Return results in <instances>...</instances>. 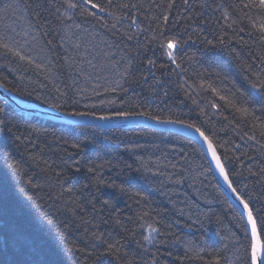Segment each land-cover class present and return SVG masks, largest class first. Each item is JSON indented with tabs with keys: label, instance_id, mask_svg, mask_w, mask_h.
Instances as JSON below:
<instances>
[{
	"label": "snow or ice",
	"instance_id": "snow-or-ice-1",
	"mask_svg": "<svg viewBox=\"0 0 264 264\" xmlns=\"http://www.w3.org/2000/svg\"><path fill=\"white\" fill-rule=\"evenodd\" d=\"M183 2L184 10L188 11L190 0ZM174 5L175 0H168L166 5L156 4L155 0L152 4L142 0H62L59 4L53 0H27L24 7L31 15L26 19L28 27L21 37L15 27L16 19L11 18L14 6L0 3V57L7 61L5 67L14 72L12 65L31 66L52 83L54 94L35 97L47 105L46 118L58 120L69 134L79 130L83 136V139L80 136L65 139L46 129L35 128L21 132L19 122L9 118L8 101H0V264H73L74 261L76 264H169V261L172 264H222L220 252L229 246L242 252L243 255L237 257L242 264H264V196L253 195L246 191L247 184L239 182L244 164L240 156L234 155V149H239L240 145L226 147L215 139L214 133L181 118L171 108L153 111L145 102L132 99L130 88L126 86L139 83L135 75L140 68L148 72L147 76L141 74V80L146 82L148 76L157 80L155 60L145 56L136 67L132 59L121 54L124 41L137 39L134 33L123 29V22L129 21V29L135 26L137 31L143 32L138 23L140 9L153 6L163 8L159 17H152L158 22L148 37L149 50L151 45H156L169 62L160 68L170 67L172 71L186 74L185 64L190 65L194 60L187 54V46L198 42L197 54L210 66L215 64V70L208 75L221 81L229 80L226 74L229 66L215 62L219 53L232 44V39L224 32L214 39L196 33L193 40L187 32L196 25V19L191 16L182 31H169L168 13ZM201 7L209 5L205 3ZM231 7L243 14L251 26L249 35L255 34L262 50L250 56L252 63L236 64L243 79L240 85L233 81L227 95L207 79H201L195 87L210 91L225 107L232 109L234 118L238 117L247 126L240 139L253 142L257 153L264 155V0H239ZM217 10L222 12L226 22L231 21L227 27L233 28L237 21L231 19L228 9L221 4ZM46 12L55 16L56 26L49 27L51 21L44 15ZM77 16L93 21V30L78 23ZM97 24L107 29L112 39L99 40L100 34L94 31ZM244 31L243 27L239 28V33ZM233 32L238 35L235 29ZM61 69L71 81L63 88L55 87ZM16 79L21 87L0 77V88L20 94L26 77L20 75ZM157 83L161 82L157 80ZM82 84L89 85L90 89ZM184 85L187 86L183 88L185 94L190 96L188 89L193 85L187 79ZM44 87L46 85H41ZM35 92L36 89H32L26 94L32 96ZM164 95L167 96V92ZM211 106L217 110L221 107L215 102ZM201 112L203 114V110ZM129 123L152 129L162 137L165 134L183 136L193 145V152L197 151L194 146L199 143V154L205 163L197 164L193 170L189 154L183 148L179 150L180 159L173 163L166 152L155 159L141 154L139 145L125 149L131 163L120 158L116 163L111 159L89 163L84 158L82 154L88 145H95L97 150L104 148L106 137L98 138V132ZM49 135L66 146L58 161L45 158V149L34 142ZM26 143L37 151L30 152ZM22 146L23 154L20 153ZM68 147L72 151H68ZM243 156L254 159L247 153ZM234 161H240L241 170L232 166ZM121 162L123 166L119 167ZM106 168L110 172L115 169L121 182L116 183L111 176L106 178ZM247 171L249 176H264V167L259 172L251 167ZM81 174L87 183L82 181ZM209 175L214 179L219 177L217 187L223 182L226 198L230 194L233 213L230 219L236 229L233 231L230 227L219 233L224 241L219 251L211 250L214 243L209 242L211 237L192 240L180 236L173 231L179 221L165 224L159 213L153 214L144 207L149 203L148 189H153L167 197L181 217L187 218L190 222L184 225L187 234H191L192 226L207 233L206 225L222 223L211 207L216 201L204 197L208 207L202 209L186 193L183 194L185 199L178 201V198L186 184L199 193L197 184L203 185ZM133 188L140 190L130 192ZM124 196L134 200L142 210L133 216H122L118 202ZM178 202L184 207L177 208ZM65 213L67 216L61 219ZM73 233L83 235V247L70 239ZM129 245H135V250ZM175 252L182 255H174Z\"/></svg>",
	"mask_w": 264,
	"mask_h": 264
},
{
	"label": "trees",
	"instance_id": "trees-1",
	"mask_svg": "<svg viewBox=\"0 0 264 264\" xmlns=\"http://www.w3.org/2000/svg\"><path fill=\"white\" fill-rule=\"evenodd\" d=\"M26 2L27 0H0V3H10L14 6L13 10H11V18L16 19L15 27L16 30L20 32L21 37L24 36V30L28 27L26 19L31 15L24 7ZM53 2L59 4L62 0H53ZM124 2H127V0H124ZM132 2H137V0H132ZM142 2L145 4H152L153 0H142ZM155 3L166 5L168 0H155ZM205 3H207L209 7H201V5ZM236 3H239V0H190L191 7L188 11H185L184 9L186 6L183 0H175V5L170 13H168V30L171 32L182 31L185 26L190 23L188 17L191 16L196 19V25L187 29L188 35H191L193 40L196 39V33H199L201 36H208L209 39H214L216 35L224 32L227 33V38L232 39V44L229 45L228 49L219 53V59L215 63L227 64L229 66L230 70L226 73L229 76V80L221 81L217 80L214 76L208 75V73L215 70V64L210 66L204 57L197 54V50L200 48L198 42L187 46V54L192 55L194 60L190 65L187 63L185 64L186 74H179L178 70L172 71L170 67L160 68V65L169 64L167 57L163 55L162 51L157 48L156 45H151L150 50L148 47V37L151 34V28H154L155 24L158 22L153 21L152 17H159L163 12V8L157 9L155 6L151 9H140L138 23L141 28L144 29L143 32L137 31L135 26L129 29V21L123 22V29L134 33L137 39L124 41L121 45V54L125 55L128 59H132L136 67H139L138 61L143 60L145 56L155 60L157 64V68L154 69V71L157 80L161 83H157V80H154L151 76H148L146 82L141 80V74L147 76L148 72L145 68H140V71L135 75V79L138 80L139 83L126 85L130 88L132 99L145 102L153 108V111L157 108H171L174 112L180 114L181 118L195 122L205 130L214 133L215 139L220 143H224L226 147L233 148V145L239 144L240 148L234 149V155L240 156L244 164L243 177H241L239 182L241 184H247L248 187L246 191H250L253 195L264 196V176H249L247 171V169L251 167L254 172H259V169L264 167V155L257 153V146L251 141L246 143L244 140L240 139L243 133L247 131V126L240 122L238 117L234 118L232 109L225 107L218 97H215L210 91H202L195 87L201 79H207L208 82L212 83L213 87L221 90L222 94L227 95L228 89L232 88V82L234 81L237 85H240L243 79L242 74L239 73L236 68V64L238 62L252 63L250 56H255L258 51L262 50V46L256 40L255 34L249 35L251 26L243 17V14L239 10L231 7V5ZM17 4L19 7H15ZM221 4L228 9L231 19L237 21L231 29L227 27V23H231V21L226 22L222 16V12L217 10V6ZM44 15L51 21L49 27L57 25L58 22L51 12H46ZM106 19L109 18L106 17ZM76 20L78 23L84 24L86 27H89L90 30H93L91 28V24L94 23L93 21H85L84 18L79 16L76 17ZM161 27H163V24H161ZM240 27L245 29L243 33H239ZM233 29L236 30L238 35H234ZM94 31L100 34L99 40L112 39L107 29L100 27L99 24L96 25ZM100 47H104V45L100 44ZM125 48L127 49L126 52L123 51ZM230 50H234L232 55L229 54ZM237 56L239 58L238 60L235 58ZM117 58H119V56ZM6 64L7 61L0 57V77H6L8 81L15 82L17 87H21V82L18 81L16 77L20 75L26 77L22 82V92L20 94H16L15 92L12 93L26 102L47 108V105L44 104L42 100H37L35 97L36 95L43 96L49 93L54 94L51 92L54 85L48 80H45L44 77L31 66L12 65L10 67L15 68V71L10 72L9 69L5 67ZM196 73H200L201 75L198 76ZM59 75L60 78L55 84V87L63 88L65 85L71 83L65 74V70L61 69ZM185 79L193 85V88L188 89L191 93L190 96L186 95L183 90V88L187 87L184 85ZM41 85H46V87L41 88ZM177 85H181L182 87H177ZM81 86L89 87L90 89L89 85L82 84ZM9 87H12V83H9ZM32 89H36V92L32 96H28L26 92ZM165 92H167V96L164 95ZM193 100H195V103H193ZM0 101L4 100L0 97ZM212 102L220 104V109L217 110L213 108L211 106ZM7 107L9 109V118H15L19 122L21 132H25L26 129L31 128L46 129L49 133L54 132L56 137L63 136L65 139H72L74 136H80V138L83 139L79 130L74 134H69L61 125L55 122L24 114L8 104ZM201 110H203V114ZM97 136L100 139L106 137V139H104V148L102 150H97L95 145H88L85 148V154L82 155L89 163H102L104 160L109 159L116 163L118 158L128 160V162L131 163L132 161L128 159L130 154L126 152L125 149L137 145L141 148V154L152 155L153 159L161 155V152H166L168 159L172 160L173 163L180 159L179 150L183 148L184 152L189 154V161L193 170L196 169L197 164L205 163L201 158V154H199L200 146L196 143L194 147L197 151L193 152V145H190L183 136L168 137L167 134H165L162 137L159 132H154L146 128L105 130L98 132ZM34 142L37 143L40 148L45 149V158L51 157V160L57 161L58 157L63 156V148L66 147L57 143L51 135L47 137L41 136L38 141ZM26 146L30 152L37 151L31 144L26 143ZM173 149L176 151H173ZM68 151H72L70 147H68ZM23 152L24 146L20 149V153L23 154ZM243 153L251 155L254 159H246ZM51 160L49 162H51ZM181 163H183V161H181ZM122 166L123 164L121 162L119 167ZM232 166L237 170H241L240 161H234ZM104 175L106 178L111 176V179L116 183L121 182L116 176L115 169L111 172L107 168L104 169ZM81 179L83 182L87 183V180H84L83 174H81ZM216 184V179L209 175L203 185L197 184V187L200 189L199 193L186 184L180 189L182 195L178 198V201L185 199L183 194L186 193L187 197L191 198V200L202 209L208 207L204 202V197L216 201L211 207L222 223L219 225L215 223L206 225L208 229L207 233L192 226L191 234H187L184 228L185 224L190 223L187 221V218L181 217L176 208L169 202L168 198L153 189H148L147 194L149 203L144 207L153 212V214L159 213L160 218L163 219L165 224H174L175 221H179V224L174 225L173 231L180 236H186V238L192 240H208L209 237H211L209 242L212 243L214 241L211 250L219 251L224 242L219 233L221 231L226 232L230 227L233 231L236 229L233 227L230 219L233 214L231 211L232 206L229 204V200L225 197L220 187H217ZM138 190L140 189L133 188L130 189V192ZM45 191H47V189H45ZM179 207H184V205L178 202L177 208ZM118 210L121 212L122 216H133L142 209L137 207L134 200L129 199L128 196H124L118 202ZM65 216H67L66 213L64 216H61V219L65 218ZM108 230L111 231L112 229L109 228ZM70 239L80 244V246H84V237L81 233L70 234ZM129 247L135 250L136 246L129 245ZM174 255H182V252H175ZM220 255L222 257V264H229V261H231L232 264H242V261L237 259L238 256L243 255L242 252L238 253L232 246L220 252ZM73 264H76V262L74 261ZM169 264H172V262L169 261ZM193 264H197V262H193Z\"/></svg>",
	"mask_w": 264,
	"mask_h": 264
},
{
	"label": "water",
	"instance_id": "water-1",
	"mask_svg": "<svg viewBox=\"0 0 264 264\" xmlns=\"http://www.w3.org/2000/svg\"><path fill=\"white\" fill-rule=\"evenodd\" d=\"M0 97L4 101L7 100L8 105L17 108L18 110H21L24 113L30 114L34 117H37V118H40L43 120H48V121L59 123L58 120H50V119L46 118L47 108L38 106V105L33 104V103L26 102L11 92H5L3 88H0ZM135 127H138V125L129 123V124H126L122 127H118L116 129H129V128H135ZM113 129H115V128H113ZM105 130H112V129H105ZM197 144L200 146L199 143H197ZM217 179H219L218 176H217ZM221 188L224 190V192H227V189L223 186L222 181H221ZM228 197H229V199H231L230 194L228 195Z\"/></svg>",
	"mask_w": 264,
	"mask_h": 264
},
{
	"label": "bare ground",
	"instance_id": "bare-ground-1",
	"mask_svg": "<svg viewBox=\"0 0 264 264\" xmlns=\"http://www.w3.org/2000/svg\"><path fill=\"white\" fill-rule=\"evenodd\" d=\"M11 93H12V92H11ZM12 107H13V106H12ZM13 108H15V107H13ZM15 109H17V108H15ZM17 110H18V109H17ZM19 111L22 112L21 110H19ZM22 113H24V112H22ZM24 114H27V113H24ZM27 115H30V114H27ZM30 116H32V115H30ZM42 120H43V119H42ZM47 121H48V120H47ZM55 123H56V122H55ZM57 124L60 125V123H57ZM135 128H146V127H140V126H138V127H135ZM135 128H129V129H135ZM129 129H124V130H129ZM146 129H148V128H146ZM112 130H118V129L115 128V129H112ZM150 130H152V129H150ZM103 131H105V130H103ZM215 179H216V182H217V180H218L217 177H216ZM220 189H221V191H222L223 194H224L225 192H224V190L221 188V186H220ZM227 199L230 200L229 197H227Z\"/></svg>",
	"mask_w": 264,
	"mask_h": 264
}]
</instances>
